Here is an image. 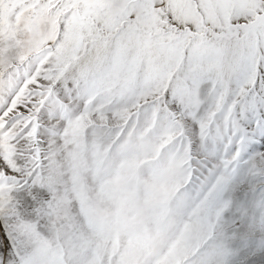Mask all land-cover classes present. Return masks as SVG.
Listing matches in <instances>:
<instances>
[{
  "label": "snow or ice",
  "instance_id": "6c2138e0",
  "mask_svg": "<svg viewBox=\"0 0 264 264\" xmlns=\"http://www.w3.org/2000/svg\"><path fill=\"white\" fill-rule=\"evenodd\" d=\"M0 264H264V0H0Z\"/></svg>",
  "mask_w": 264,
  "mask_h": 264
}]
</instances>
